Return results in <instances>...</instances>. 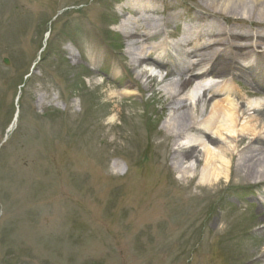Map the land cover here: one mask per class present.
I'll use <instances>...</instances> for the list:
<instances>
[{
  "label": "rangeland",
  "instance_id": "obj_1",
  "mask_svg": "<svg viewBox=\"0 0 264 264\" xmlns=\"http://www.w3.org/2000/svg\"><path fill=\"white\" fill-rule=\"evenodd\" d=\"M129 2L149 6L155 39L202 43L179 27L208 16L194 0H0V264H264V183L245 179L235 158L204 183L202 157L174 153L163 86L183 78L132 64L130 50L153 41L129 45ZM239 17L217 15L227 43L264 35ZM245 71L224 80L232 94L253 91ZM182 141L201 153L208 143Z\"/></svg>",
  "mask_w": 264,
  "mask_h": 264
},
{
  "label": "bare ground",
  "instance_id": "obj_2",
  "mask_svg": "<svg viewBox=\"0 0 264 264\" xmlns=\"http://www.w3.org/2000/svg\"><path fill=\"white\" fill-rule=\"evenodd\" d=\"M194 1L208 14L207 17L196 16L195 19H202L199 22L203 21L219 30L218 36L210 37L208 40L201 35L203 52L196 54L197 51L189 49L187 53L188 55L195 53L193 56L196 61L192 65L188 66L186 62L173 64L175 71L173 74L181 76L183 80L179 84L172 82L163 86V92L168 96L169 105L173 111L165 125L166 135L168 138L175 139L177 148L174 153L183 160L202 157V182L209 184L218 181L236 159L238 172H243L245 179H256V183L262 184L264 183V152H261L264 148V101L260 98L249 101L247 98L264 97V60L261 59L264 58V35L237 34L234 39L246 37L245 44H236V42L229 44L226 41L233 36L226 31V23H219L217 15L238 19L237 17L242 14L239 19L264 24V0ZM145 5L147 4H143V7L147 11L149 6ZM126 7L135 10L133 17L125 16L121 25L126 37L131 40L130 45L135 43L136 38H145L143 42L146 44L150 40L154 41L147 47L144 45L140 51L130 50L132 64L140 67L144 64L143 62L151 60L152 55L167 53L168 42L159 37L155 39L162 32L160 22L157 19L148 21L144 16L145 12L140 11L141 7L135 3L129 2ZM250 7L253 9L250 10ZM237 10L240 12H236ZM138 16L139 18H136ZM256 17L258 20H255ZM131 23L133 26L128 33L126 29ZM175 50L178 52L179 48L176 47ZM235 52L237 56L240 55L247 60L255 59L258 62L257 65L245 66L232 55ZM258 56L261 58L259 59ZM153 61L157 66L165 65L160 55L154 56ZM246 69L252 71V74L248 76L254 84L253 91L232 94L228 86L223 85L224 80L230 76L234 77L235 72L245 74ZM141 75L156 78L147 70H144ZM208 77L218 82L213 81L208 84L206 82ZM164 79L163 77L162 80ZM187 88L189 93L185 94ZM198 89L204 98L196 101L194 95ZM208 96H210L209 100H207ZM188 101L193 103L188 104ZM238 103L240 107L237 106ZM200 104H203L202 107L207 111L204 116H201L199 111ZM190 133H195L202 139H208L207 145L203 146V153L197 150L194 143H182V140ZM262 220L264 221V215ZM261 259L264 261V250L261 252Z\"/></svg>",
  "mask_w": 264,
  "mask_h": 264
},
{
  "label": "water",
  "instance_id": "obj_3",
  "mask_svg": "<svg viewBox=\"0 0 264 264\" xmlns=\"http://www.w3.org/2000/svg\"><path fill=\"white\" fill-rule=\"evenodd\" d=\"M5 62L8 64V60L6 59Z\"/></svg>",
  "mask_w": 264,
  "mask_h": 264
}]
</instances>
